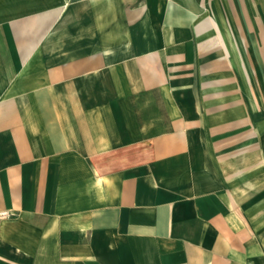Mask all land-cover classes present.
I'll return each instance as SVG.
<instances>
[{"label":"crops","instance_id":"crops-1","mask_svg":"<svg viewBox=\"0 0 264 264\" xmlns=\"http://www.w3.org/2000/svg\"><path fill=\"white\" fill-rule=\"evenodd\" d=\"M212 1L0 0V264H264V0Z\"/></svg>","mask_w":264,"mask_h":264},{"label":"rangeland","instance_id":"rangeland-1","mask_svg":"<svg viewBox=\"0 0 264 264\" xmlns=\"http://www.w3.org/2000/svg\"><path fill=\"white\" fill-rule=\"evenodd\" d=\"M211 4V5H210ZM206 3L207 5V8H210L213 10V11H216L217 13H220V9L222 10V14H226L228 16L230 15H233V14H236L235 13V8L231 7L230 5H232L229 1L226 2V6H224L223 4H219L218 0H213L211 3ZM255 4H259V7H254V12L259 15V16H262L264 15V7H262V3L261 2H255ZM249 9V8H248ZM241 10V9H240ZM245 9H242L241 13L243 12L244 14V11ZM238 13H240V11L238 10ZM260 78H264V73H260Z\"/></svg>","mask_w":264,"mask_h":264}]
</instances>
